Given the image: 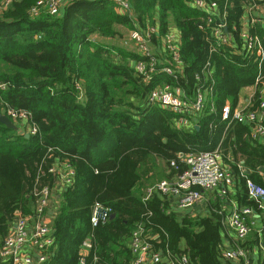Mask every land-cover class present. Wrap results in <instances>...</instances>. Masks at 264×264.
<instances>
[{"label":"trees","instance_id":"obj_1","mask_svg":"<svg viewBox=\"0 0 264 264\" xmlns=\"http://www.w3.org/2000/svg\"><path fill=\"white\" fill-rule=\"evenodd\" d=\"M36 1L11 0L0 12V105L25 110L26 123L36 128L26 137L25 125L14 129L0 122V246L17 213L33 215L35 188L55 187L59 177L49 169L66 163L74 171L73 181L60 188L50 225L53 242L41 264H130L131 237L138 227L163 257L186 256L187 264H243V259L222 256L225 213L220 203L209 215L179 218L170 208L171 197L156 189L146 196L142 179L155 170L156 157L175 175L187 168L178 152L219 145L234 158L228 162L236 174L239 202L259 212L237 163L243 159L242 166L252 170L246 176L264 186L257 169L264 170V142L249 138L242 123L226 128L222 108L228 104L232 111L242 88L264 80V0H206L213 14L193 6L194 0H128L130 14L118 11L111 0H67L57 15L42 10L31 16ZM252 4L263 13L253 12ZM221 23L229 37L225 43L210 33ZM147 25L156 28L150 44L158 48L153 52L159 61L149 78L134 67L148 58L129 50L125 39L118 45L94 38L121 40L119 27L142 30ZM173 28L180 66L167 49ZM245 28L258 37L261 56L245 48ZM163 66L174 72L162 71ZM164 84L180 87L189 99L196 89L204 93V109L189 125L177 126L178 114L147 103L150 90ZM256 85L252 107L261 98ZM95 203L110 213L92 225Z\"/></svg>","mask_w":264,"mask_h":264},{"label":"built area","instance_id":"obj_2","mask_svg":"<svg viewBox=\"0 0 264 264\" xmlns=\"http://www.w3.org/2000/svg\"><path fill=\"white\" fill-rule=\"evenodd\" d=\"M111 1L115 4V8L118 11L131 13V5L128 0ZM10 2L11 0H0V12L9 7ZM66 2L67 0H37L31 6L29 12L31 16L39 15L42 10L51 15H57L63 9ZM192 5L208 14H213L214 9L208 5L206 0H194ZM256 7V4H252L250 9ZM210 20L208 19V22ZM254 21L256 19L252 17L251 22ZM224 26L221 23L211 28V36L218 43H225L229 39L225 29L223 30ZM155 32L156 28L153 25H147L142 30L133 28L128 30L124 40L125 44L131 41L141 56L148 58L147 61L140 59L134 63L135 69L145 74L146 78H149L151 74L157 71L159 64L150 44V38ZM241 35L245 41V48L249 53H256L257 56H261L262 48L258 37L251 36L246 28L242 30ZM173 41L172 38L169 39L167 49L172 55L173 63L180 66L182 61ZM161 70L169 74L174 72L170 66H163ZM257 83H260L259 93L261 98L255 108H252V100L250 103L247 102L244 105L237 104L232 111L228 104L222 108V118L228 119V122L252 124L251 138L254 140L264 138V80L259 78L256 81ZM256 84L249 86H255L256 88ZM3 86V84H0V87ZM78 87L80 86L77 85ZM205 101V95L200 89H196L193 99H189L180 87H173L167 84L154 87L150 90L147 97L149 105L164 107L178 114L177 126L189 125L191 119H196L202 113ZM0 110L15 124H19L20 127L25 125V132L28 134L36 132L34 126H29L26 123L29 113L25 110L5 108L1 105ZM177 157L186 164L187 168L181 173H176L172 178L159 180L154 186L148 188L146 196L153 189H156L160 193L174 199L180 207H188L200 202L203 198L202 192L196 190L194 186H198L202 190H217L218 195L222 198L228 195V189L233 185L234 179L228 169L221 164L218 149L190 153L181 152L177 154ZM171 165L176 167V161L172 160ZM49 171L58 175L59 178L56 184L60 188L70 185L73 181L74 171L66 163H60L58 167L53 166ZM246 190L248 196L259 203V208L264 217V186L251 179H247ZM33 194L36 196L34 213L31 216L17 213L11 230L0 246V264H41L48 257L53 239L50 227L46 222V210L53 198L52 188L43 185L35 188ZM109 213V207L95 203L91 210L90 220L92 225H96L99 221L106 219ZM252 213L253 209L249 206H234L231 209L227 223L235 232L237 240L242 241L249 233L252 221L248 217ZM260 233L264 234V224ZM88 245L89 241H86L84 246ZM130 247L134 255L130 264H146L147 261L151 264L160 262L165 264H187L186 256L172 258L166 255L165 261H163L164 257L160 250L153 251L151 249V244L143 233V227H138L133 231ZM222 256L233 260L240 258L243 259L244 264H252L246 251L240 245L235 246L233 249L223 250Z\"/></svg>","mask_w":264,"mask_h":264},{"label":"crops","instance_id":"obj_3","mask_svg":"<svg viewBox=\"0 0 264 264\" xmlns=\"http://www.w3.org/2000/svg\"><path fill=\"white\" fill-rule=\"evenodd\" d=\"M255 10L256 11H253V12H255L258 15H259V13H263V12H261L263 9L259 8L258 5L255 8ZM261 21H263V26H264V19ZM123 30H125V29L122 28L121 31L123 32ZM170 31L172 33H174V39H177L178 37H177L176 30L173 28ZM127 32H128V30L125 31V33L123 34V36L124 35L125 36L122 37L121 40L117 39V38H110V37L109 38H102L99 36H94V38L97 41H104V42L113 43V44L117 43L118 45H120V44H122V41L126 38ZM170 33H169V37L171 36ZM153 49L155 52L158 50V48L156 46H152V50ZM255 91H256L255 86H246V87L242 88L239 91L238 105H244L247 102L250 103V101L253 98ZM252 108H255V106ZM231 123H233V122H228L226 125L227 126L226 128L233 127L231 125ZM236 123H238V122H236ZM193 125L197 129L199 128L197 123H193ZM241 125L246 126L248 128L247 134H248V137L251 138L252 124H243L242 123ZM224 135H225V132L223 133V136ZM226 135H229V140L233 139V137H234V134H231L230 131H227ZM244 137H246V134L244 135ZM257 141L264 142V138H259ZM215 149H218V151L220 153L221 164L226 169H228V171L232 175V178L234 179L233 185L231 187H229V189H228V195L225 196L224 198H222L218 195L217 190H213V189L212 190H202L203 198L200 202L195 203V204L188 206V207H180L175 202V200L171 198L172 204H171L170 208L179 218L184 217V216H191V217L199 216V217H201V216H206V215L210 214L209 210L212 209V206L214 203H216V202L220 203L221 211H223L225 213L224 219H223V228L221 230V239H222L223 250L233 249V248H235V246L238 245V243L239 244L243 243L245 245V248L244 247L243 248L245 249L247 256L251 260L252 264L264 263V234L260 233L262 231L263 224H264L263 213L261 212V210H259V212H257L256 210H254L251 207L253 209V213L251 215H249V217H248L250 219V221H252L250 231L247 234L245 239H243L242 241L237 240V236H236L235 232L228 226V223H227L228 215L234 206L244 207V206H249V205L240 203L239 198L236 195V191L238 189L236 184H238V182L236 180L235 171H234L233 167L231 166V163L228 162L229 160L234 159V158L232 156H230L229 153H227L225 156L224 153H222V151H221L222 149H219V145H217L212 150H215ZM179 153H181V152H178V154ZM243 161H244L243 159H239L237 166L241 170V174L245 175L244 177L246 179H251L246 175L251 174L252 170H250L246 167H243L242 166ZM154 169H155L154 171H149L144 176V178L142 179V187H143V191L145 192V194H147V190H148L147 187H149L151 184H153L157 180L162 179V178H172L175 176V175H170L171 170L169 168V165L162 158L156 157L154 159ZM257 169H258L259 177L262 179V182H264V170L262 171V168L260 166ZM245 170H248L249 172L246 173ZM60 191H61L60 186L57 184L55 185L54 188H52L53 198L51 199L50 205L46 210V222H47L49 227L52 223L55 212L58 209V205H59L58 198H59ZM12 225H13V223H12ZM259 237H261V238H259ZM87 249H88L87 246L86 247L84 246L81 249V251L83 253H86ZM165 258L166 257H164L163 261H165ZM146 264H151V263L149 261H147ZM243 264H244V261H243Z\"/></svg>","mask_w":264,"mask_h":264},{"label":"water","instance_id":"obj_4","mask_svg":"<svg viewBox=\"0 0 264 264\" xmlns=\"http://www.w3.org/2000/svg\"><path fill=\"white\" fill-rule=\"evenodd\" d=\"M0 122L5 124L6 126L10 127V128H14L16 129V124L5 114L0 110ZM25 136L28 137L29 134L26 132ZM246 173H248V170H245Z\"/></svg>","mask_w":264,"mask_h":264},{"label":"rangeland","instance_id":"obj_5","mask_svg":"<svg viewBox=\"0 0 264 264\" xmlns=\"http://www.w3.org/2000/svg\"><path fill=\"white\" fill-rule=\"evenodd\" d=\"M119 29H122L121 27H119ZM125 31L126 30H123V34L125 33ZM170 35H171V37L170 38H172V39H174V33H170ZM125 36V35H124ZM123 36V37H124ZM177 37H178V35H177ZM126 46H127V48L129 49V50H133V51H137V48L135 47V45L133 44V43H128V44H126ZM22 124V123H21ZM17 126V125H16Z\"/></svg>","mask_w":264,"mask_h":264}]
</instances>
